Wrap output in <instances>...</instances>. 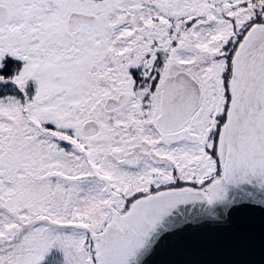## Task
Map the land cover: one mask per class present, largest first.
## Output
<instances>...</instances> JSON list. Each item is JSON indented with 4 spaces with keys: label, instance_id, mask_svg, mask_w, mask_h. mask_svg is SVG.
Wrapping results in <instances>:
<instances>
[{
    "label": "snow or ice",
    "instance_id": "1",
    "mask_svg": "<svg viewBox=\"0 0 264 264\" xmlns=\"http://www.w3.org/2000/svg\"><path fill=\"white\" fill-rule=\"evenodd\" d=\"M0 264H264V0H0Z\"/></svg>",
    "mask_w": 264,
    "mask_h": 264
}]
</instances>
